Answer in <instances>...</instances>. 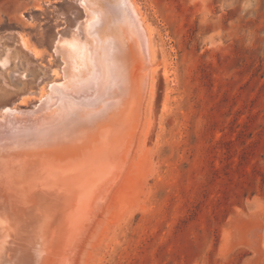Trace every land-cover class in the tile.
I'll list each match as a JSON object with an SVG mask.
<instances>
[{
  "label": "rangeland",
  "instance_id": "374dc122",
  "mask_svg": "<svg viewBox=\"0 0 264 264\" xmlns=\"http://www.w3.org/2000/svg\"><path fill=\"white\" fill-rule=\"evenodd\" d=\"M134 2L152 92L129 173L72 264H264V0ZM82 19L78 0H0V90L46 83L54 39ZM31 60L47 69L36 80ZM25 95L7 102L34 107Z\"/></svg>",
  "mask_w": 264,
  "mask_h": 264
},
{
  "label": "bare ground",
  "instance_id": "6f19581e",
  "mask_svg": "<svg viewBox=\"0 0 264 264\" xmlns=\"http://www.w3.org/2000/svg\"><path fill=\"white\" fill-rule=\"evenodd\" d=\"M78 4L83 19L54 39L60 62L57 70L50 66L49 80L33 85L47 72L34 60L31 89L26 80L18 89L3 79L0 264H72L93 214L112 204L133 162L143 98L154 80L151 30L134 0ZM11 54L1 57L2 65ZM27 93L37 98L29 110L7 102ZM63 130L66 136L57 139Z\"/></svg>",
  "mask_w": 264,
  "mask_h": 264
},
{
  "label": "water",
  "instance_id": "95a60500",
  "mask_svg": "<svg viewBox=\"0 0 264 264\" xmlns=\"http://www.w3.org/2000/svg\"><path fill=\"white\" fill-rule=\"evenodd\" d=\"M19 108L18 109H31V108H25V107H23V106H18ZM16 112H15V114L16 113H20L19 111H17V110H15ZM11 112H14V111H11ZM17 114V115H18ZM66 119H70L71 118V116H67V117H65ZM1 123H3V121L1 120V118H0V125H2ZM8 130V129H7ZM11 133V132H10ZM60 133H62V134H59V133H56L55 134V136H57L58 138L57 139H59V137L60 136H62V137H65L66 136V134H67V132H65L64 130H63V132L61 131Z\"/></svg>",
  "mask_w": 264,
  "mask_h": 264
}]
</instances>
